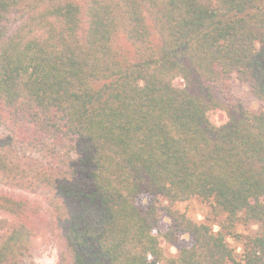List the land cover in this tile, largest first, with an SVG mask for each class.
<instances>
[{
	"label": "trees",
	"instance_id": "16d2710c",
	"mask_svg": "<svg viewBox=\"0 0 264 264\" xmlns=\"http://www.w3.org/2000/svg\"><path fill=\"white\" fill-rule=\"evenodd\" d=\"M192 199L224 215L221 233L174 210ZM154 229L190 245L165 260ZM40 240L56 264H264V0H0V264Z\"/></svg>",
	"mask_w": 264,
	"mask_h": 264
},
{
	"label": "clouds",
	"instance_id": "9594fccd",
	"mask_svg": "<svg viewBox=\"0 0 264 264\" xmlns=\"http://www.w3.org/2000/svg\"><path fill=\"white\" fill-rule=\"evenodd\" d=\"M254 47L259 50L261 47V44L259 41L254 42ZM171 84L173 87H185L184 79L182 76H175L174 79L171 80ZM138 87L143 88L144 83L143 81L137 82ZM259 107V103L254 101L251 104V109L255 111ZM204 117L207 120L208 124L214 128V129H221L224 126H226L230 122L229 114L226 110L215 108V109H209L204 113ZM169 201L167 199L161 198L160 199V207L167 208L169 207ZM174 210L177 211L180 215H183L187 220H190L192 223L196 224L197 226L206 224L207 221V213L208 208L207 206L199 204L195 199L191 201H181L178 200L173 205ZM164 222L166 224H170L171 218L165 217ZM210 227V233L213 236L218 235L221 233L222 229L219 224L213 223L209 225ZM260 229V225L258 224H249L248 229L245 230L243 226L237 227V232L242 233L245 236H249L252 233L258 232ZM150 237L157 241V245L159 249L161 250L163 257L165 260H167L170 256L174 257L177 255V249L175 246L170 245L168 241L165 239L164 236L159 235L157 231L154 229L151 233H149ZM181 239L188 240L189 236L187 233H185ZM224 244L233 251L234 255L242 256L244 254V242L243 241H236L232 236H225L223 240ZM259 254V253H258ZM54 256L51 258L45 257V260L43 264H54ZM145 260L148 262V264H152V261L154 260V257L151 252L145 253ZM161 264H163V261H161Z\"/></svg>",
	"mask_w": 264,
	"mask_h": 264
},
{
	"label": "rangeland",
	"instance_id": "374dc122",
	"mask_svg": "<svg viewBox=\"0 0 264 264\" xmlns=\"http://www.w3.org/2000/svg\"><path fill=\"white\" fill-rule=\"evenodd\" d=\"M118 46L120 48H123V50H127L129 47V45L123 40L121 39L119 41ZM130 50V49H128ZM233 89H234V93L235 95L241 100V102L244 104V106L247 109H251V104L256 101L259 103V107L256 109L258 110L259 108H261V103L260 101H258L255 97L252 96V94L250 93V90L248 88V86L246 84H242L241 82L234 80L233 81ZM19 195V193L17 194ZM21 196L28 198L30 200H40L42 199V196H33V195H27L26 193H21ZM160 199L161 198H153V197H148V196H144L138 199L137 203L145 208L150 204H155L156 206L159 207L160 205ZM193 200V199H192ZM199 204L207 206L208 208V213H207V221L206 224H213V223H218L220 221L224 220V215L223 214H219L217 212L214 211L213 207L211 204L203 202L199 199H195ZM191 201V200H189ZM161 221L160 224L158 226V231L160 234H164L170 227V224H166L164 222L165 217H167L165 215V213L163 211H161ZM241 226V225H239ZM238 227V226H237ZM245 230L248 229V226H243ZM237 229V228H236ZM237 232V230H236ZM238 233V232H237ZM241 235H243L242 233H239ZM182 237V236H181ZM179 239V241L175 244H170L175 246V248L177 249V253L181 248L187 247L190 245V240H183V239ZM237 241V240H236ZM239 242V241H238ZM51 258L54 256L55 260H54V264H56V253L55 250L52 248V246L44 241V240H40L38 242L37 247L31 252V254H29L26 258H25V262L24 264H43L45 257ZM172 257V256H170Z\"/></svg>",
	"mask_w": 264,
	"mask_h": 264
}]
</instances>
